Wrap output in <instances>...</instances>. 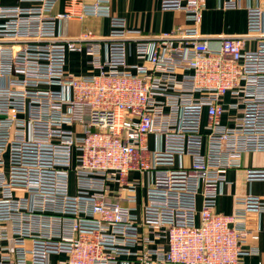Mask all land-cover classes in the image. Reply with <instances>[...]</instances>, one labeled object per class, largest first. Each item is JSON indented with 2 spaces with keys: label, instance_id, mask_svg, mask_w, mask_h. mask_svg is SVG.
<instances>
[{
  "label": "built area",
  "instance_id": "obj_1",
  "mask_svg": "<svg viewBox=\"0 0 264 264\" xmlns=\"http://www.w3.org/2000/svg\"><path fill=\"white\" fill-rule=\"evenodd\" d=\"M17 1L0 5V264L257 254L247 241L264 230V195L216 208L227 171L264 152V0L247 7L243 36L222 37L200 29L206 0H161L189 25L155 35L129 28L109 0H65L62 11L60 0ZM90 16L108 17L109 33L58 32ZM73 51L96 71L68 72ZM246 178L264 181V166Z\"/></svg>",
  "mask_w": 264,
  "mask_h": 264
},
{
  "label": "crops",
  "instance_id": "obj_2",
  "mask_svg": "<svg viewBox=\"0 0 264 264\" xmlns=\"http://www.w3.org/2000/svg\"><path fill=\"white\" fill-rule=\"evenodd\" d=\"M93 2L94 0H85ZM115 15L125 18L129 28L139 30L143 34H160L173 32L180 28H186L189 21L180 10H162L161 0H109ZM229 0H206L202 11L200 29L206 36H243L247 31V7L259 4L258 0H238L237 8H226L225 3ZM17 0H0V5L17 4ZM65 7V0H60L56 6L57 11ZM86 31L94 35H107L110 31V19L108 17H87L81 22L64 21L59 25L58 32L65 37H77ZM211 45L217 46L218 42L213 38ZM247 48H255L254 39H246ZM89 56L85 52H70L67 58L66 69L75 75H84L96 70L88 64ZM134 57L130 58L133 62ZM225 122L228 123L227 118ZM264 166V152H249L242 157V167L230 169L226 176L228 183L223 186L222 194L218 198L217 211L230 214L239 207L235 199L247 194L264 195V181L255 180L249 182L246 178L247 167ZM121 203L126 205L125 201ZM141 200L138 202V211ZM253 221L256 218L252 217ZM247 245L256 246L258 253L246 256L245 264H257L264 258V230L258 240L248 239Z\"/></svg>",
  "mask_w": 264,
  "mask_h": 264
}]
</instances>
